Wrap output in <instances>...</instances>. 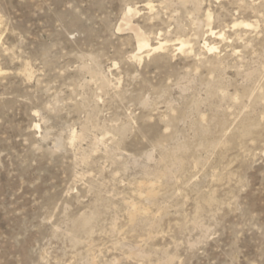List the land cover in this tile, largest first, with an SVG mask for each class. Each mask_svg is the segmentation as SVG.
Wrapping results in <instances>:
<instances>
[{
    "label": "rangeland",
    "instance_id": "1",
    "mask_svg": "<svg viewBox=\"0 0 264 264\" xmlns=\"http://www.w3.org/2000/svg\"><path fill=\"white\" fill-rule=\"evenodd\" d=\"M263 74L264 0H0V264H264Z\"/></svg>",
    "mask_w": 264,
    "mask_h": 264
},
{
    "label": "bare ground",
    "instance_id": "2",
    "mask_svg": "<svg viewBox=\"0 0 264 264\" xmlns=\"http://www.w3.org/2000/svg\"><path fill=\"white\" fill-rule=\"evenodd\" d=\"M183 1V0H182ZM186 1V0H185ZM147 5L151 8L152 5H150L148 2H147ZM131 10L128 9V13H130ZM135 13V12H134ZM210 14V13H209ZM207 17L209 18V16L207 15ZM122 20V19H121ZM210 20V19H209ZM121 25H119V29H130L131 31L135 32V38H136V44H137V49H138V53H135L133 54V58L137 59V60H140L141 59V56L139 55L141 52L143 51H146V52H155V51H160L161 49L164 48L165 46V42H161V41H158L157 42V45H154L152 46L149 42V37L142 31H138L136 26L131 22V20L129 18H124L123 19V22L121 21ZM234 25H245V26H249L251 25L250 23H247V22H243V21H239L237 23H235ZM134 36V34H133ZM186 45H188V42H186V40H180V44H179V47H178V50H181L183 51L184 48L186 47ZM206 49H208L209 51L213 49L212 46H208L206 43H204ZM157 56V55H156ZM196 61V60H195ZM264 75V74H263ZM263 77V76H262ZM223 98V97H222ZM158 99V98H157ZM74 135V133H73ZM76 135V134H75ZM73 139L75 138L74 136L72 137ZM75 140V139H74ZM146 181V180H145ZM146 183H144L143 185H145ZM154 184V183H152ZM149 185L147 187H144L146 188V191L147 193H145L146 195L145 198L148 199V200H154L155 196H156V193H155V184L154 185ZM141 186V185H140ZM141 189V188H139ZM158 191V190H157ZM139 192V191H138ZM142 192V191H141ZM142 195V194H141ZM131 203V202H130ZM133 206V205H132ZM142 207V206H141ZM140 206L139 207H134L131 212L129 213V218L131 221H133L135 219V216L139 213H141V211L143 210V208H141ZM128 211V210H127ZM145 211V210H144ZM143 211V212H144ZM145 213V212H144ZM143 213V214H144ZM151 216V215H150ZM153 216V215H152ZM137 218V217H136ZM89 222V219H83V224L86 226ZM136 222V221H135ZM77 226V225H76ZM84 226V227H85ZM90 227V226H89ZM84 229V228H83ZM84 232V231H83ZM131 255V254H130ZM139 264V263H138ZM157 264V263H156Z\"/></svg>",
    "mask_w": 264,
    "mask_h": 264
}]
</instances>
